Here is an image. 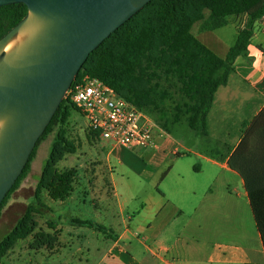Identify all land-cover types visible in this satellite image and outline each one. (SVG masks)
I'll return each instance as SVG.
<instances>
[{"label":"crops","instance_id":"0c3cea01","mask_svg":"<svg viewBox=\"0 0 264 264\" xmlns=\"http://www.w3.org/2000/svg\"><path fill=\"white\" fill-rule=\"evenodd\" d=\"M200 22L194 36L219 30L197 34ZM263 108L264 16L254 24L247 57L236 60L227 85L214 95L207 134L190 128L185 116L171 132L156 126L154 149L105 145L106 183L90 186L95 227L67 222L85 218H60L53 256L61 264L74 257L80 264H264L245 182L228 164ZM113 163L127 184H118Z\"/></svg>","mask_w":264,"mask_h":264},{"label":"trees","instance_id":"16d2710c","mask_svg":"<svg viewBox=\"0 0 264 264\" xmlns=\"http://www.w3.org/2000/svg\"><path fill=\"white\" fill-rule=\"evenodd\" d=\"M206 10L210 12L205 22L207 30L220 29L233 17L246 18L225 58L216 55L192 33L194 24L204 20ZM27 14L28 8L24 4L0 7V40ZM263 16L264 0H152L89 55L75 81L86 76L98 79L141 111L160 112L163 124L159 125L165 131L171 132L186 116L190 128L206 135L214 95L219 87L227 85L236 60L247 57L254 24ZM172 82L177 84L184 101L175 106L173 119L168 120L162 106L170 97L165 84ZM72 111L81 112L64 98L22 175L0 205L1 218L13 194L31 172L41 143L54 135L32 201L0 240V264L19 241L33 234L36 215L52 216L53 210L45 204L43 192L60 202L74 193L77 170H58L66 156L76 154L78 149L66 131ZM90 134L97 137L91 131ZM228 164L245 182L264 247V108L244 132ZM67 222L72 226L95 227L92 222L80 219H68ZM50 228L55 230L56 225L51 223ZM96 228L108 234L103 226ZM38 238L43 244L39 249L57 240L48 234H40Z\"/></svg>","mask_w":264,"mask_h":264},{"label":"water","instance_id":"95a60500","mask_svg":"<svg viewBox=\"0 0 264 264\" xmlns=\"http://www.w3.org/2000/svg\"><path fill=\"white\" fill-rule=\"evenodd\" d=\"M151 1L0 0V7L28 8L0 40V205L89 55ZM25 27L34 29L32 36L5 54Z\"/></svg>","mask_w":264,"mask_h":264},{"label":"rangeland","instance_id":"374dc122","mask_svg":"<svg viewBox=\"0 0 264 264\" xmlns=\"http://www.w3.org/2000/svg\"><path fill=\"white\" fill-rule=\"evenodd\" d=\"M209 14L210 12L206 10L205 15L208 16ZM245 22L246 18L244 17H233L228 26L214 32H205L203 35L206 37H203V35L201 37L196 35V37L218 56L224 58L229 48L236 41L237 29L242 28ZM205 28V22H200L196 27L195 33L200 34L199 32ZM194 29L195 26L193 32ZM165 86L170 92V97L163 103L162 109L166 112L167 119L172 120L175 113V106L182 104L184 99L179 94L176 83H166ZM144 114L155 128L156 126L159 128L160 125L162 126L163 120L160 119V112H156L155 114L144 112ZM174 128L175 126L172 130ZM66 131L68 138L75 142L79 151L75 155H67L65 160L58 165V170L61 172L72 168L77 170L78 176L75 183V191L65 203L54 201L48 197L47 192H43L45 204L53 210L52 216L36 215V225L33 234L27 239L19 241L14 249L3 259L1 264H61L62 259H57L53 256L56 253L58 241H53L51 245L42 247L48 252V255L52 256L50 257L44 254V251H39L41 250L39 247L43 244L38 236L40 234H48L52 237H58V232L55 231L56 229L53 231L50 228V224L52 223L57 227L60 224V218H70L73 216L85 218L89 221L96 220V209L93 206L90 186L106 183L105 171L107 167H110V164L106 163L105 155L101 149L110 150L109 146L105 148V145L110 144L90 134L87 119L83 113L78 111H72L71 118L66 126ZM53 139L54 135H50L41 143L37 157L32 163L31 172L5 207L3 215L0 218V240L14 227L18 219L24 214L28 204L32 201L43 165L49 156ZM113 166L117 175L118 184L124 183L126 180L120 175L121 166L117 163H113ZM125 183L127 184L128 182L126 181ZM135 183L137 182L135 181ZM63 225H66V223ZM88 231L90 230L88 229ZM96 235L103 237L99 232ZM70 264L80 263L74 257L70 260Z\"/></svg>","mask_w":264,"mask_h":264},{"label":"built area","instance_id":"2783aa9c","mask_svg":"<svg viewBox=\"0 0 264 264\" xmlns=\"http://www.w3.org/2000/svg\"><path fill=\"white\" fill-rule=\"evenodd\" d=\"M74 82L65 98L81 110L99 140L132 150L157 147L155 126L143 111L98 79Z\"/></svg>","mask_w":264,"mask_h":264},{"label":"bare ground","instance_id":"6f19581e","mask_svg":"<svg viewBox=\"0 0 264 264\" xmlns=\"http://www.w3.org/2000/svg\"><path fill=\"white\" fill-rule=\"evenodd\" d=\"M34 29L32 27H25L23 28L18 35L13 38L5 47L4 53L9 55L17 50H19L28 39L32 36ZM2 127V123L0 122V130Z\"/></svg>","mask_w":264,"mask_h":264}]
</instances>
